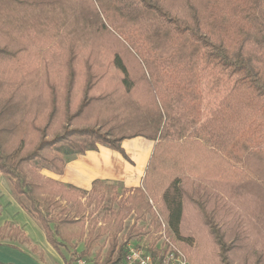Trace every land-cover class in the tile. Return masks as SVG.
Instances as JSON below:
<instances>
[{
    "label": "trees",
    "instance_id": "trees-1",
    "mask_svg": "<svg viewBox=\"0 0 264 264\" xmlns=\"http://www.w3.org/2000/svg\"><path fill=\"white\" fill-rule=\"evenodd\" d=\"M134 138L143 189L104 208L93 264L123 261L148 199L188 264H264V0H0V175L56 251L109 183L42 171Z\"/></svg>",
    "mask_w": 264,
    "mask_h": 264
},
{
    "label": "rangeland",
    "instance_id": "rangeland-1",
    "mask_svg": "<svg viewBox=\"0 0 264 264\" xmlns=\"http://www.w3.org/2000/svg\"><path fill=\"white\" fill-rule=\"evenodd\" d=\"M134 145H140V149L136 150L135 148H138V146L136 147ZM124 147L134 152L136 163L135 166L129 165V162H127L128 164L120 163L122 164L120 165L121 176L124 172H133L135 181L137 174L143 173L146 168L147 164L145 160L151 148V142L145 139L138 140L137 142L129 141L124 144ZM47 173L49 172L42 171L44 176H46ZM140 185V188L143 189V182H141ZM97 189L98 191L96 193L88 197L86 196V198L81 201L84 205L82 222L71 230V232H76L78 228L83 226L84 239L80 241L71 239L65 247H61L59 251H56L47 243L44 232L37 222L22 209L15 199L11 188V182L7 177L0 175V242H5L10 246L32 253L35 257L39 259L42 258L45 263H47L48 260L49 262L51 261V258H49L51 253L56 257L60 256L64 264H68L69 261L75 262L76 259H79L78 256L88 248L85 247V238L88 237V234L90 232L96 234L99 228L104 227V208L110 205L112 209H117V202L125 200L134 192L131 189L124 188L121 184L111 183L103 184L102 187H98ZM88 202H90V205L86 206ZM148 205L151 207L154 215L151 212H146L143 213L142 218L139 219L137 213L131 212L124 221L122 232L118 235L119 243L122 241L121 238H124L126 233L132 228L138 229L141 234L140 236L133 237L128 243L138 241L143 242L149 248H154L157 245L159 246L163 239L169 238L171 234L164 233L162 230L161 221H163V218L158 213L153 201L148 199ZM108 242L109 238L106 235L96 239L92 243L90 250L84 252L85 255H83L84 257L81 259L89 263H100L108 251ZM172 242L181 249L174 239H172ZM45 243H47L53 251L48 253L47 250L44 249L47 247ZM41 251L43 252L41 253Z\"/></svg>",
    "mask_w": 264,
    "mask_h": 264
},
{
    "label": "crops",
    "instance_id": "crops-1",
    "mask_svg": "<svg viewBox=\"0 0 264 264\" xmlns=\"http://www.w3.org/2000/svg\"><path fill=\"white\" fill-rule=\"evenodd\" d=\"M143 139L144 138H134L123 141V154L100 147L97 151L87 152L81 157L71 158L66 163V166L61 175L47 173L46 176L64 186H71L83 191H90L93 183L97 181L111 184H121V186L126 189L134 190L141 186L140 184L142 182L146 168L143 173L137 174L134 181L135 175L133 172L127 171L124 172V174H122L121 176L120 165H122L123 163L128 164L127 162H129V165L135 166L136 157L134 156V152L132 150L131 152L128 148L124 147V144L129 141L137 142L138 140ZM134 146H138V148H135L133 146L131 147L135 148L136 150L140 149V145ZM153 147L154 143L151 142V148L145 160L146 164H148L153 151ZM45 244L47 247L44 249L47 250L48 253L53 251V249L47 243ZM42 252L43 251H41V253ZM49 258H51L50 262L49 260L47 261V263L49 264H64V261L60 256L56 257L51 253ZM0 262L6 264H47L43 261L42 258L39 259L32 253L10 246L5 242H0Z\"/></svg>",
    "mask_w": 264,
    "mask_h": 264
},
{
    "label": "built area",
    "instance_id": "built-area-1",
    "mask_svg": "<svg viewBox=\"0 0 264 264\" xmlns=\"http://www.w3.org/2000/svg\"><path fill=\"white\" fill-rule=\"evenodd\" d=\"M162 230L164 233H170L164 221ZM171 234V233H170ZM172 235L164 238L160 245L149 248L143 242L133 241L126 245L125 256L120 264H188L183 251L172 242ZM164 242V243H163ZM74 264H93L84 259H76Z\"/></svg>",
    "mask_w": 264,
    "mask_h": 264
}]
</instances>
